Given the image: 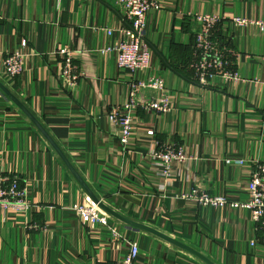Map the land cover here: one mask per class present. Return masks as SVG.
I'll use <instances>...</instances> for the list:
<instances>
[{
	"label": "crops",
	"instance_id": "crops-1",
	"mask_svg": "<svg viewBox=\"0 0 264 264\" xmlns=\"http://www.w3.org/2000/svg\"><path fill=\"white\" fill-rule=\"evenodd\" d=\"M118 0H0V80L42 122L100 199L122 215L191 245L218 264H264V233L242 207H212L183 195L200 189L231 201L248 199L254 161H264V0H163L147 16L150 69L122 70L105 52L108 28L124 25ZM218 15L215 39L230 50L237 78L195 80L189 68L194 15ZM235 17L250 19L236 25ZM68 47L81 77H62ZM21 52L23 73L5 70ZM233 52V53H231ZM162 74L171 110L134 113L127 142L108 117L127 101L134 78ZM144 96L155 97L146 89ZM155 94V95H154ZM155 130V137L148 135ZM171 141L190 156L174 173L154 168L151 151ZM246 159L238 164L233 159ZM18 176L36 205L0 208V264H117L137 243L136 264H206L192 254L114 217L85 226L74 203L90 201L48 141L0 90V187ZM114 233L120 235L118 239ZM255 245H252L253 241Z\"/></svg>",
	"mask_w": 264,
	"mask_h": 264
},
{
	"label": "built area",
	"instance_id": "built-area-1",
	"mask_svg": "<svg viewBox=\"0 0 264 264\" xmlns=\"http://www.w3.org/2000/svg\"><path fill=\"white\" fill-rule=\"evenodd\" d=\"M163 0H118V6L123 12L124 25L119 29L108 28L109 36H115L114 43L104 49L115 56L118 67L132 74L142 73L152 66V52L146 35L147 16L151 10L161 9ZM199 30L194 35V49L189 68L196 81L201 85H208L213 78H237V74L229 69L230 50L223 49L215 39V31L222 21L218 15H194ZM236 25L244 26L250 19L235 17ZM54 53L63 59L62 77L69 88L75 89L81 77L77 70L72 51L68 47L55 50ZM233 53V52H231ZM23 57L21 52L7 53L4 57L5 70L11 77L23 73ZM264 63V56L262 57ZM165 77L153 73L149 78H134L128 84L127 101L122 105L113 106L108 113L110 121L120 128V136L124 142L128 141L132 133L134 113L139 110H153L169 112L171 110L170 94ZM146 89L153 90L156 96H144ZM155 95V94H154ZM148 135L155 137V130H149ZM154 168L160 173L169 176L174 173L176 162L183 164L190 159L182 146L174 142H157L156 148L150 153ZM238 164L246 163V159H233ZM249 182L248 199L245 201H231L225 196L211 195L195 189L192 194L183 195L185 199H194L201 204L212 207L242 206L251 212L252 219L264 233V161H254ZM7 184L0 187V208L14 212H28L36 205L32 202L28 189L22 187L20 178L14 176L6 179ZM71 210L75 211L81 222L90 228L98 224H106L110 217L91 200L84 203H74ZM118 239L119 234L114 233ZM264 241V237H263ZM256 241L252 242L255 245ZM139 246L132 243L129 253L117 264H136L139 255Z\"/></svg>",
	"mask_w": 264,
	"mask_h": 264
},
{
	"label": "water",
	"instance_id": "water-1",
	"mask_svg": "<svg viewBox=\"0 0 264 264\" xmlns=\"http://www.w3.org/2000/svg\"><path fill=\"white\" fill-rule=\"evenodd\" d=\"M2 19H0V23H2ZM0 90L9 98L11 99L20 109L21 111L30 119V121L35 125V127L38 129V131L43 135V137L48 141L50 146L54 149V151L57 153V155L60 157L62 162L65 164L67 169L70 171V173L73 175V177L78 181V183L81 185V187L85 190L87 195L89 196L90 200L98 205L100 209H102L105 213H107L109 216L116 218L117 220L123 222L124 224L128 225L129 227L140 229L143 231H146L152 235H155L166 242L175 245L176 247L192 254L193 256L197 257L201 261H203L206 264H218L214 260H212L209 256L202 253L195 247L188 245L186 243H183L176 239L175 237L164 233L150 225H147L145 223L136 221L134 219L128 218L118 211H116L113 207L108 205L106 202H104L102 199L98 197V195L94 192L92 187L87 183V181L82 177V175L79 173V171L76 169V167L73 165L69 157L66 155L64 150L61 148V146L57 143V141L54 139V137L48 132L46 127L42 124V122L30 111V109L16 96L14 95L11 90L0 80Z\"/></svg>",
	"mask_w": 264,
	"mask_h": 264
},
{
	"label": "trees",
	"instance_id": "trees-1",
	"mask_svg": "<svg viewBox=\"0 0 264 264\" xmlns=\"http://www.w3.org/2000/svg\"><path fill=\"white\" fill-rule=\"evenodd\" d=\"M193 49H194V46L192 47V54H193ZM191 59H192V55H191V57H190V61H191ZM189 64V63H188Z\"/></svg>",
	"mask_w": 264,
	"mask_h": 264
}]
</instances>
